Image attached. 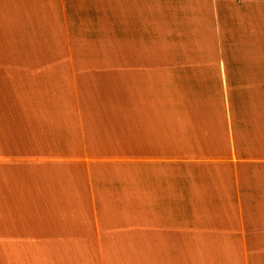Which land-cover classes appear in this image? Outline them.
<instances>
[{
  "label": "crops",
  "instance_id": "crops-1",
  "mask_svg": "<svg viewBox=\"0 0 264 264\" xmlns=\"http://www.w3.org/2000/svg\"><path fill=\"white\" fill-rule=\"evenodd\" d=\"M0 45V264H264V0H0Z\"/></svg>",
  "mask_w": 264,
  "mask_h": 264
},
{
  "label": "rangeland",
  "instance_id": "rangeland-1",
  "mask_svg": "<svg viewBox=\"0 0 264 264\" xmlns=\"http://www.w3.org/2000/svg\"><path fill=\"white\" fill-rule=\"evenodd\" d=\"M14 50H7L6 52L3 50L2 46L0 45V78H3V80H6L7 82L13 81V80H17L19 78H24V77H6V76H11V72L13 71V69L10 67L12 66L13 68H18V66H16V63L13 61H8L6 60L7 58L10 57V55L8 54H16L17 53V48H13ZM4 58V60H3ZM1 65L4 66V68L1 67ZM10 88L9 91H13V88L11 86H3L0 85V94L1 91H8L7 88ZM0 105H1V99H0ZM11 108L12 105H9ZM20 124V121H17L16 126H18ZM12 128H15L14 126H11ZM11 127L9 128H5L4 127V122L2 120V116H0V152H4V153H8L9 152V148H13L14 144H12L13 140L17 141V131L13 132ZM6 129H10L11 133H8L6 131ZM16 129V128H15ZM21 172V170H20ZM36 208V212L37 213H42V212H38V208Z\"/></svg>",
  "mask_w": 264,
  "mask_h": 264
}]
</instances>
